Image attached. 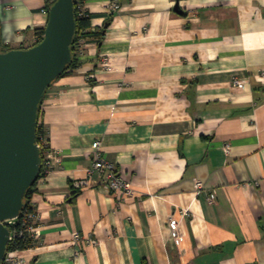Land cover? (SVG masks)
Segmentation results:
<instances>
[{
  "label": "crops",
  "instance_id": "0c3cea01",
  "mask_svg": "<svg viewBox=\"0 0 264 264\" xmlns=\"http://www.w3.org/2000/svg\"><path fill=\"white\" fill-rule=\"evenodd\" d=\"M81 3L110 25L43 101L60 160L31 196L23 264H264V0ZM47 4L0 0V49L36 45ZM96 152L131 195L90 176Z\"/></svg>",
  "mask_w": 264,
  "mask_h": 264
},
{
  "label": "water",
  "instance_id": "95a60500",
  "mask_svg": "<svg viewBox=\"0 0 264 264\" xmlns=\"http://www.w3.org/2000/svg\"><path fill=\"white\" fill-rule=\"evenodd\" d=\"M76 25L75 1L56 0L40 43L0 51V264L11 238L6 223L21 215L27 191L41 175L39 113L49 88L73 61Z\"/></svg>",
  "mask_w": 264,
  "mask_h": 264
},
{
  "label": "built area",
  "instance_id": "2783aa9c",
  "mask_svg": "<svg viewBox=\"0 0 264 264\" xmlns=\"http://www.w3.org/2000/svg\"><path fill=\"white\" fill-rule=\"evenodd\" d=\"M110 8L112 10H115L116 4L114 2H111ZM49 12H50V9L48 8H44L42 10V13H44L48 17H49ZM85 12L86 11L81 3V0H78L77 14L79 16H83ZM85 44H86L85 39H80L76 43L75 45L76 58L84 52ZM244 84H245V81L243 80H239V79L234 80V85L237 87L242 88ZM38 146L41 152L43 151L44 153V157L42 158L43 161H42V170H41L42 177L41 178H45L52 173V171L54 170L56 164L59 162L60 159H59V155L57 154V152L51 148L48 140L41 141L40 144L38 143ZM99 146H100L99 142H95L93 144L94 149H98ZM227 151H229L228 148H227ZM95 173H98L101 176L105 177V181H106L108 188L115 195L117 194V195H122V196L123 195L129 196L133 193L132 186L121 176V174L115 168V166L111 163H108L103 158H101L100 154L97 152L95 154V162H94L93 169L89 172V174L90 176H92ZM88 182L89 181L78 182L77 187L86 186ZM202 187H203L202 183L197 181L194 186V191L196 193H199ZM23 215H24V218L21 222V225H22L21 231H19L16 228L21 215L17 219L8 221L6 223L7 227L11 231V238H10L9 246L12 248L15 247L16 237L18 235L27 234L30 237H32L33 240H35V237H36L35 224L37 220V214L33 212V213H24ZM184 215H186V213L182 214V216ZM169 227L171 230V240L173 244L176 246H181L185 241V235L181 229L180 220L176 217H172L169 221ZM74 239L78 243L82 239V237L79 234H75ZM91 242L93 244H96L95 240H91ZM20 252L21 251L17 249L8 250L2 264H23V259L20 256Z\"/></svg>",
  "mask_w": 264,
  "mask_h": 264
},
{
  "label": "trees",
  "instance_id": "16d2710c",
  "mask_svg": "<svg viewBox=\"0 0 264 264\" xmlns=\"http://www.w3.org/2000/svg\"><path fill=\"white\" fill-rule=\"evenodd\" d=\"M48 4H47V8L50 9V7L55 3L56 0H47ZM75 1V12H76V33H75V37L73 40V44H72V52H73V61L72 63L67 67V69L64 71V73L58 78L60 79L61 77H64L68 74H70L71 72H73V70H75L78 66V61L76 58V54H75V45L76 43L80 40V39H85L86 41L88 40H92V39H96L98 42H102L104 40L105 37V28L104 30H100V31H93L92 30V25H91V21H92V15H90L87 11L85 12V14L83 16H79L77 14V5H78V0H74ZM110 25V19L107 22ZM45 34V28L43 29H38L37 30V35H38V41L36 44L40 43L44 37ZM1 52H7L9 51V49H0ZM52 86V85H51ZM42 109V106H41ZM40 117H41V110L39 113V123H38V127H37V142L40 144L41 141L43 140H48V135H47V131L44 128V126L40 123ZM42 158L44 157V153L43 151L41 152ZM42 177V172L41 175L39 177V179ZM39 181V180H38ZM37 181V182H38ZM37 184V183H36ZM35 185H33L32 187H30L27 191L26 197H25V208L23 210V213L21 214V217L19 219V222L16 226V228L21 231L22 229V225L21 222L24 218V213H33L34 212V208L32 206L31 203V196L34 192V188ZM36 245V241L33 240L32 237H30L27 234L24 235H18L16 237V243H15V247H8V250H12V249H17L19 251H24L27 249H31L33 247H35Z\"/></svg>",
  "mask_w": 264,
  "mask_h": 264
}]
</instances>
